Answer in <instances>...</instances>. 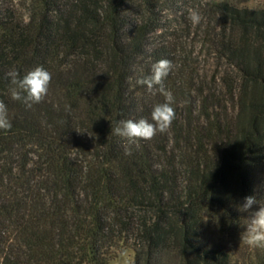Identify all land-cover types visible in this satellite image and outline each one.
Listing matches in <instances>:
<instances>
[{
  "label": "trees",
  "instance_id": "trees-1",
  "mask_svg": "<svg viewBox=\"0 0 264 264\" xmlns=\"http://www.w3.org/2000/svg\"><path fill=\"white\" fill-rule=\"evenodd\" d=\"M251 1L28 0L23 15L0 0L12 123L0 130V264H111L126 250L132 264H235L223 235L242 228L237 205L264 162V6ZM160 59L174 65L176 118L127 155L111 129L151 122L164 97L136 80ZM37 66L49 92L26 108L7 73Z\"/></svg>",
  "mask_w": 264,
  "mask_h": 264
},
{
  "label": "clouds",
  "instance_id": "clouds-1",
  "mask_svg": "<svg viewBox=\"0 0 264 264\" xmlns=\"http://www.w3.org/2000/svg\"><path fill=\"white\" fill-rule=\"evenodd\" d=\"M188 19L192 24L198 25L203 17L197 10H190ZM174 65L169 59H160L152 65L151 74L138 78L136 84L146 86L149 92L158 90L164 97V102L157 103L151 111V122L148 119L120 120L112 133L124 141L127 155L132 150L139 149L141 141L152 140L158 133H167L176 118V112L172 107L175 102L171 91L164 85L165 79L173 71ZM10 80L11 99L22 102L26 108L42 102L48 95L52 74L43 66H37L28 71L23 77L17 71L7 73ZM12 123L8 118L7 105L0 100V130H10ZM78 132V131H77ZM259 205L258 210H253L254 205ZM237 210L248 213L246 230L241 234V243L250 248L264 249V203L257 200L255 196H246L243 202L237 205Z\"/></svg>",
  "mask_w": 264,
  "mask_h": 264
},
{
  "label": "rangeland",
  "instance_id": "rangeland-1",
  "mask_svg": "<svg viewBox=\"0 0 264 264\" xmlns=\"http://www.w3.org/2000/svg\"><path fill=\"white\" fill-rule=\"evenodd\" d=\"M13 1L17 8L19 9L20 13L23 15L28 14V0H9ZM257 3L259 5L264 6V0H257ZM255 1H251L248 5L249 7H255L257 5ZM174 12L177 11L179 14H183L184 19H188V14L190 11V8L186 6L184 3H178L175 7L172 9ZM171 14V11H169ZM172 15V18L170 20L173 21L174 24H176V21L178 18L174 17ZM176 20V21H175ZM181 20V19H179ZM255 197L257 200H260V202L264 203V162L263 164L257 169L255 174ZM259 205H254L253 210H258ZM244 216V224L240 230L232 234V236L223 235V242L226 244V246L231 248V251L233 253V258L235 264H253L254 262V253L256 254L258 251L262 252L264 254V249L257 248H250L249 246L241 243V234L246 230V224L248 223V213H243ZM134 255L131 250H126L124 254L120 255L114 262L111 264H132ZM264 264V263H263Z\"/></svg>",
  "mask_w": 264,
  "mask_h": 264
}]
</instances>
